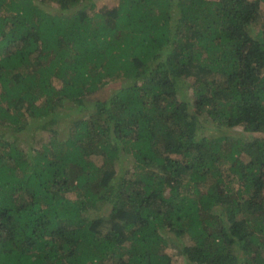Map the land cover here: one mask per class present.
Listing matches in <instances>:
<instances>
[{"label":"trees","instance_id":"16d2710c","mask_svg":"<svg viewBox=\"0 0 264 264\" xmlns=\"http://www.w3.org/2000/svg\"><path fill=\"white\" fill-rule=\"evenodd\" d=\"M95 2L0 0V264H264V0Z\"/></svg>","mask_w":264,"mask_h":264},{"label":"rangeland","instance_id":"374dc122","mask_svg":"<svg viewBox=\"0 0 264 264\" xmlns=\"http://www.w3.org/2000/svg\"><path fill=\"white\" fill-rule=\"evenodd\" d=\"M117 1L118 0H96V2H95V4H96V7H95V9L96 10H99V9H105V8H108V9H110V8H113V7H115L116 5H117ZM262 24H261V21L260 20H258L257 22H256V24L255 25H253L252 27H251V29H250V32H252V31H254V32H257L258 31V29L260 28V26H261ZM120 78V77H119ZM55 83H56V81H55ZM121 83H123V80L122 79H120V80H116V81H114V82H109L106 86H105V94H101L100 95V93L97 95L98 96V98L99 97H101L102 99L108 94V93H110L111 92V90L115 87V86H117V85H119V84H121ZM180 89H182V93L181 94H183V92H184V97H185V99H188V100H191V98H192V96H191V93H190V91H187L186 90V88H185V85L184 84H182L181 85V88ZM101 98H99V99H101ZM180 98V97H179ZM91 110L92 111H94V109H92L91 108ZM68 111L66 110V111H64V114L65 113H67ZM87 114H88V112L87 113H85V115L87 116ZM54 128H57L58 126H53ZM61 131H59L60 132V139L62 140V139H64L65 137H66V135H64V133H63V130L65 129V128H63V127H58ZM0 130H4V131H8V130H6L5 129V127H0ZM204 133L206 134V135H218V132H215L214 130L213 131H204ZM217 133V134H216ZM236 133H242L241 132V129H236V130H234V131H232L231 132V134L233 135V134H236ZM243 134V133H242ZM41 136L42 138V141L40 142V141H38L39 139H40V137H37V136ZM237 135V134H236ZM27 136L28 137H31V138H33V140H36L37 139V141H35L34 142V144H36V142H38V145H37V147L47 138V135H45V134H43V135H41V133L40 134H37L36 132H33V130H31V131H27V132H25V134L24 135H22L21 136V140L23 141V142H21V143H18L17 144V146H18V148H20V149H22L23 148V150H26L28 147H27V144H26V140L28 139L27 138ZM35 136V137H34ZM7 138H8V136H6ZM26 137V138H25ZM244 137V136H243ZM8 140H10V139H8ZM29 144H33V143H29ZM35 146V145H34ZM170 155V154H169ZM171 158H173V159H179V157L178 156H171ZM96 163L97 164H100L101 162L100 161H96ZM92 219V218H91ZM173 241L176 243V245H178V246H184L185 244H186V241H185V243H184V240H180V239H173ZM166 252L171 256V259H172V264H186V262H185V260H184V258H182L179 254H178V252L175 250V249H173L172 247H168L167 249H166Z\"/></svg>","mask_w":264,"mask_h":264}]
</instances>
